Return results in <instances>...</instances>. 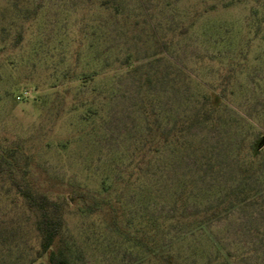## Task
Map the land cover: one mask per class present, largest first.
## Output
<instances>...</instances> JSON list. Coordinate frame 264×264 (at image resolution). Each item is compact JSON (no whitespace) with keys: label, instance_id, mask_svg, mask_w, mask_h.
<instances>
[{"label":"rangeland","instance_id":"rangeland-1","mask_svg":"<svg viewBox=\"0 0 264 264\" xmlns=\"http://www.w3.org/2000/svg\"><path fill=\"white\" fill-rule=\"evenodd\" d=\"M101 1L0 0V264H46L9 172L72 264H264V0Z\"/></svg>","mask_w":264,"mask_h":264},{"label":"trees","instance_id":"trees-1","mask_svg":"<svg viewBox=\"0 0 264 264\" xmlns=\"http://www.w3.org/2000/svg\"><path fill=\"white\" fill-rule=\"evenodd\" d=\"M111 4L108 0L101 1V6L104 9H113L114 6ZM84 19L86 20V18ZM84 23L86 24L87 21ZM0 160L1 167L2 161L5 159L0 158ZM8 177L11 180L9 187L16 196L23 200L26 210L36 217L34 225L39 246L37 258L45 257L46 264H72L63 251L62 242L66 226L65 204L73 202V198L68 197L62 201L51 198L34 187V184L27 179L26 173L20 180L15 178L11 172L8 173Z\"/></svg>","mask_w":264,"mask_h":264}]
</instances>
